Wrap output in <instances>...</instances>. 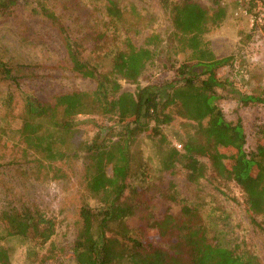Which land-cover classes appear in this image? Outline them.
<instances>
[{"label":"trees","instance_id":"1","mask_svg":"<svg viewBox=\"0 0 264 264\" xmlns=\"http://www.w3.org/2000/svg\"><path fill=\"white\" fill-rule=\"evenodd\" d=\"M34 1L29 15L56 31L64 51L63 60L53 68L94 83L90 93L28 96L18 117L22 158L33 156L48 169L51 180L66 178L62 164L81 154L88 157L82 184L97 205L90 207L85 201L78 212L71 249L74 264H262L251 245L226 223L221 203L222 199L237 203L221 188L234 182L243 189L239 205L249 224L260 227L256 219L264 216V135L263 144L246 153L240 119L227 121L218 104L216 89L226 81L217 70L228 59L217 58L203 39L223 9L211 15L194 0H159L170 16L173 54L190 55L175 64L171 82L138 87L131 94L121 90L119 80L137 83L160 43L156 34L145 39L151 49L133 43L131 33L139 34L141 20L130 18L133 5L118 0ZM81 5L90 16L83 14ZM19 6L17 0H0V15L8 18ZM101 55L106 61L112 58L109 69ZM21 68L0 60L2 80L16 86L24 73L16 75L13 70ZM12 102L8 96L4 106L10 109ZM240 103L264 104V99L246 95ZM80 115L114 116L115 125L98 128L95 122L98 129L91 138L72 144L78 132L74 121ZM175 118L182 120L179 150L164 144L161 133ZM142 134L157 139L158 171L147 172V162L134 151ZM181 177L185 194L178 185ZM156 204L169 207L158 209ZM148 228L169 249L152 242ZM55 232L53 218L14 193L0 210V264H12L4 244L9 240L23 246L22 264L54 261L50 245Z\"/></svg>","mask_w":264,"mask_h":264},{"label":"rangeland","instance_id":"2","mask_svg":"<svg viewBox=\"0 0 264 264\" xmlns=\"http://www.w3.org/2000/svg\"><path fill=\"white\" fill-rule=\"evenodd\" d=\"M17 1L20 6L14 9L12 16L4 18L0 15V60L12 67H22L13 70L16 75L24 73L18 86L11 80H2L0 76V210L11 201L14 193L21 195L29 205L39 207L56 223V232L50 245L56 259L48 264H74L71 249L78 228V212L85 201L90 207L97 205L94 199L88 198L82 184L88 157L81 154L79 159L62 164L66 178L51 180L48 169L43 168L33 156L22 158V146L17 139V131L21 126L18 117L28 96L49 98L64 92L90 93L94 89V83L76 77L67 70L53 68L64 58L56 31L29 15V9L36 5L34 0ZM118 1L123 5H133L135 12L130 13V18L141 19L138 23L139 34L131 33L137 47L151 49L152 46L145 45V39L152 34L158 35L160 39L159 45L153 48V58L146 64L137 83L119 80L121 90L134 94L138 87L171 82L174 79L173 67L186 60L190 52L173 54L175 43L170 40L173 29L169 14L161 8L159 0ZM169 1L176 3L182 0ZM194 1L211 15H218L219 10L223 9L217 24L210 27L203 39L217 58L228 59L227 64L217 70L218 77L226 81L222 88L216 89L220 97L218 104L227 121L236 122L240 119L246 137V153L255 151L258 144H263L264 104L242 105L240 98L254 95L264 99V0H256L247 5H239L236 0H219L218 4L213 0ZM81 7L83 8L82 5ZM82 11L83 14H88L84 8ZM102 58L105 69H109L112 58L108 57L107 61L105 57ZM173 62L175 63L172 65ZM8 96L13 100L10 109L4 106V100ZM114 121V116H78L74 121L78 132L71 141L72 144L91 138L100 127L115 125ZM95 122L98 127L96 130ZM181 123V119L175 118L170 125L161 129L164 144L178 150L181 148ZM157 145V139L152 140L144 134L134 144V151H140L147 162L146 170L149 173L158 171L159 168L160 154ZM105 171L109 175L110 166ZM183 183L184 179L179 178L178 185L185 194ZM221 188L228 197L237 200V203L225 199L221 201L227 213L226 223L232 227L235 235L251 245L264 264V216L256 219L260 227L255 229L249 224L239 205L243 189L234 182ZM153 200L155 199L151 201ZM156 207L164 209L169 206L156 204ZM147 232L152 242L169 249V244L161 241L155 231L148 228ZM4 244L9 248L12 264H22L23 246L16 240H9Z\"/></svg>","mask_w":264,"mask_h":264},{"label":"built area","instance_id":"3","mask_svg":"<svg viewBox=\"0 0 264 264\" xmlns=\"http://www.w3.org/2000/svg\"><path fill=\"white\" fill-rule=\"evenodd\" d=\"M254 1H256V0H236V2H237L239 5H242V4L247 5V4H250V3L254 2ZM241 12H242L243 14H246L245 11H241ZM257 21H259V19H257Z\"/></svg>","mask_w":264,"mask_h":264}]
</instances>
